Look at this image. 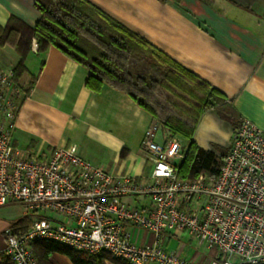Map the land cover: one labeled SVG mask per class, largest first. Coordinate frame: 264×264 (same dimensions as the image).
Listing matches in <instances>:
<instances>
[{
  "label": "built area",
  "instance_id": "1",
  "mask_svg": "<svg viewBox=\"0 0 264 264\" xmlns=\"http://www.w3.org/2000/svg\"><path fill=\"white\" fill-rule=\"evenodd\" d=\"M20 93L13 69L0 65V207L16 203L37 216L21 234L5 230L4 253L14 264H39L33 244L43 241L129 264H196L163 245L176 231L215 250L207 264H264V131L254 123L244 119L229 140L216 179L188 180L176 170L185 146L165 135L157 142L154 122L141 140L152 171L136 179L83 160L75 144L47 156L16 148ZM124 197L147 202L131 206ZM131 228L150 238L139 243Z\"/></svg>",
  "mask_w": 264,
  "mask_h": 264
},
{
  "label": "crops",
  "instance_id": "2",
  "mask_svg": "<svg viewBox=\"0 0 264 264\" xmlns=\"http://www.w3.org/2000/svg\"><path fill=\"white\" fill-rule=\"evenodd\" d=\"M37 0H0V26L16 17L33 27L40 12ZM139 34L178 64L220 91L241 116L264 131V0H87ZM28 53L19 79V110L13 145L24 152L47 156L55 147L77 146L78 155L114 175L146 178L152 162L141 148L144 131L157 122L126 93L103 83L97 92L85 81L91 73L50 45ZM18 55L0 47V65L14 68ZM162 126L155 140L163 142ZM232 127L213 110L206 111L192 140L217 153L226 147ZM131 206L147 198L124 197ZM26 214L10 203L0 207V264H14L4 253L5 230ZM137 241L150 238L131 228ZM186 231L168 233L163 245ZM187 233V232H186ZM188 234V233H187ZM191 258L186 247L169 249ZM210 250V257L215 250ZM192 259V258H191ZM50 264H72L59 253L48 255ZM194 260V258H193ZM195 262L206 264L205 257Z\"/></svg>",
  "mask_w": 264,
  "mask_h": 264
},
{
  "label": "trees",
  "instance_id": "3",
  "mask_svg": "<svg viewBox=\"0 0 264 264\" xmlns=\"http://www.w3.org/2000/svg\"><path fill=\"white\" fill-rule=\"evenodd\" d=\"M35 6L40 17L33 27L12 16L0 26V47L10 46L18 55L16 84L32 40L38 54L52 45L91 72L85 81L90 91L106 83L126 93L156 119L167 138L178 135L186 140L176 166L179 178H217L228 147L217 146L216 153L198 146L192 137L208 110L229 122L230 139L235 135L243 120L226 96L87 0H37ZM36 217L33 212L23 214L9 228L21 234ZM33 253L39 264H50L51 253L65 255L72 264H129L104 252L87 254L50 241L35 242Z\"/></svg>",
  "mask_w": 264,
  "mask_h": 264
},
{
  "label": "rangeland",
  "instance_id": "4",
  "mask_svg": "<svg viewBox=\"0 0 264 264\" xmlns=\"http://www.w3.org/2000/svg\"><path fill=\"white\" fill-rule=\"evenodd\" d=\"M169 139H176L181 142L183 146H186V140H184L181 136L174 135L170 136ZM172 239L167 245V249H177L180 248V244L184 247H186L187 254L193 259L194 261L197 260L199 257H205L206 264L211 259L210 257V250L207 249L203 245H199L195 240L191 239L190 236L185 232L180 240L175 239L174 237H171ZM63 255V254H62ZM107 264H112L110 262H107ZM196 264H201L196 262Z\"/></svg>",
  "mask_w": 264,
  "mask_h": 264
}]
</instances>
